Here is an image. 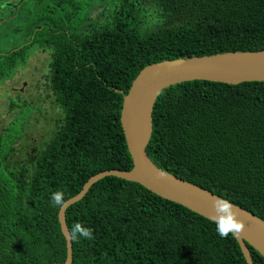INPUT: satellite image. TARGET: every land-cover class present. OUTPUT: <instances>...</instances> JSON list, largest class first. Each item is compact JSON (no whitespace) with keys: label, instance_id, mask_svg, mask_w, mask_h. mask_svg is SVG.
<instances>
[{"label":"trees","instance_id":"16d2710c","mask_svg":"<svg viewBox=\"0 0 264 264\" xmlns=\"http://www.w3.org/2000/svg\"><path fill=\"white\" fill-rule=\"evenodd\" d=\"M13 1L0 0L2 15L14 13ZM34 1L19 7L16 23L29 10L31 26L48 15L58 29L47 33L58 116L33 160L10 166L0 151V264L66 262L61 206L50 197L59 192L64 204L93 175L133 167L120 118L145 66L264 50V0ZM147 152L161 168L264 219V81L165 88ZM66 221L70 232L80 223L93 233L71 234L73 264H248L232 232L221 237L213 220L116 176L96 182Z\"/></svg>","mask_w":264,"mask_h":264},{"label":"water","instance_id":"95a60500","mask_svg":"<svg viewBox=\"0 0 264 264\" xmlns=\"http://www.w3.org/2000/svg\"><path fill=\"white\" fill-rule=\"evenodd\" d=\"M5 20H0V24ZM194 80H208L228 84L247 81H264V50L227 51L167 59L145 66L133 80L124 96L121 124L129 153L133 160L130 170L111 169L93 175L81 191L66 200L59 211V221L67 241V259L64 264H73L72 235L67 226L66 210L80 201L99 180L116 176L138 182L158 196L179 203L192 211L217 220L214 201L222 210L221 225L228 229L237 212L240 232L233 233L238 240L248 264H255L249 245L264 257V219L214 192L185 180L158 166L149 156L147 146L153 133L154 105L165 88ZM231 232V231H230ZM61 264V263H55Z\"/></svg>","mask_w":264,"mask_h":264},{"label":"flooded vegetation","instance_id":"af4514ba","mask_svg":"<svg viewBox=\"0 0 264 264\" xmlns=\"http://www.w3.org/2000/svg\"><path fill=\"white\" fill-rule=\"evenodd\" d=\"M16 1L12 2L13 14L0 12L4 24L10 20L12 23L6 33L0 34V151L6 150L5 163L10 166L33 160L36 147L48 139L53 109L49 35L51 31H58L56 25L51 28L49 21L53 20L48 15L39 19L40 23L45 22L42 26H31L29 10H25L20 23H16L19 7L26 0ZM34 2L32 0V4ZM95 11L96 8L91 9ZM21 38L23 42H19ZM35 121L42 122L43 136L47 133L42 137L45 140L36 146L33 143Z\"/></svg>","mask_w":264,"mask_h":264},{"label":"clouds","instance_id":"9594fccd","mask_svg":"<svg viewBox=\"0 0 264 264\" xmlns=\"http://www.w3.org/2000/svg\"><path fill=\"white\" fill-rule=\"evenodd\" d=\"M51 202L53 205L55 206H62L63 205V198H62V194L59 192L53 193L50 197ZM218 200L219 198H217L214 201V206L217 209V220L213 221L214 223H216L217 225V232L221 237H225L229 234V231L238 234L240 232V224L236 221H238L239 219L237 218V212L233 211V207L231 208V211L235 214L234 216V220L233 223L230 224L228 226V229L226 230L219 222V217L222 215V210L219 209L218 207ZM71 234L73 235V237H82L84 239H92L93 238V233H92V229L86 226H83L80 223H75L71 229Z\"/></svg>","mask_w":264,"mask_h":264},{"label":"rangeland","instance_id":"374dc122","mask_svg":"<svg viewBox=\"0 0 264 264\" xmlns=\"http://www.w3.org/2000/svg\"><path fill=\"white\" fill-rule=\"evenodd\" d=\"M11 25H12V23L9 24L8 22H6L5 24L3 23V25H0V34L6 33ZM18 40H19V42H23L24 38H21ZM52 106L53 105L51 104V108H52ZM57 116H58V111L54 107V109L51 111L50 118H49L50 126H52L51 118H56ZM41 126H42V122L35 121V123H34V136H33L34 146L41 144L45 140V139L43 140L42 137L46 136L47 133L43 136V131H42Z\"/></svg>","mask_w":264,"mask_h":264}]
</instances>
